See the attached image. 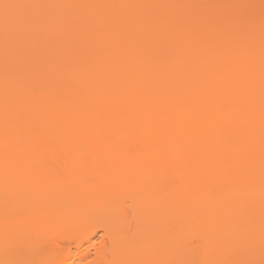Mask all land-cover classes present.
<instances>
[{
  "label": "bare ground",
  "instance_id": "bare-ground-1",
  "mask_svg": "<svg viewBox=\"0 0 264 264\" xmlns=\"http://www.w3.org/2000/svg\"><path fill=\"white\" fill-rule=\"evenodd\" d=\"M262 112L264 0H0V157L47 165L2 177L0 264L59 254L91 223L117 236L105 264H258Z\"/></svg>",
  "mask_w": 264,
  "mask_h": 264
},
{
  "label": "rangeland",
  "instance_id": "rangeland-1",
  "mask_svg": "<svg viewBox=\"0 0 264 264\" xmlns=\"http://www.w3.org/2000/svg\"><path fill=\"white\" fill-rule=\"evenodd\" d=\"M21 160V159H20ZM69 163V162H68ZM51 164H53V163H51ZM46 164H39V163H34V164H31V163H29V162H26V161H20V162H8V160H6V159H4V158H1L0 157V200H1V202L3 201V197H2V195L4 194L3 193V190L5 189V187H3L4 186V180H6V175L9 173V172H11V171H32V170H34L35 169V171H43V167L45 166ZM56 165V164H55ZM66 165H68V166H65V167H69V168H71V166H72V164H66ZM47 166V165H46ZM52 166V165H51ZM63 166V165H62ZM89 167H92V168H95V169H98V170H100L101 172H106V170L108 169V168H114L115 166H112V163L111 162H105V163H96L95 165H92V164H89ZM68 168V169H69ZM2 177L4 178V180L2 179ZM38 182V181H37ZM18 181H14V182H12V183H10V185H9V188L11 189V190H13V189H17V186H19L18 185ZM28 186H30L34 191L36 190V183H34V182H32V181H30V182H27L26 183ZM7 185H8V183H7ZM23 186V185H22ZM14 187H16V188H14ZM8 188V189H9ZM21 188V187H20ZM7 189V190H8ZM71 189V188H70ZM75 189V188H74ZM23 190V189H22ZM27 190V189H26ZM73 190V189H72ZM14 191V190H13ZM31 191V190H30ZM67 191V190H66ZM20 192V191H19ZM27 192V191H26ZM68 192V191H67ZM3 193V194H2ZM16 193H17V191H16ZM21 193V192H20ZM35 193V192H34ZM67 194V193H66ZM18 195V194H17ZM16 195V196H17ZM27 195V194H26ZM63 195V194H62ZM62 195H59L60 197L62 196ZM19 196V195H18ZM30 196V195H29ZM32 196V195H31ZM35 196V195H34ZM71 196V195H70ZM6 197V196H5ZM10 197H13V196H10ZM9 197V198H10ZM63 197H65V196H63ZM104 197V196H103ZM54 198V197H53ZM106 198V197H105ZM29 199H31V198H29ZM39 199V198H38ZM37 199V200H38ZM44 199V198H43ZM63 199H65V198H63ZM103 199V198H102ZM108 198H106V200H107ZM33 200V199H32ZM35 200V199H34ZM53 200V199H52ZM61 200V199H60ZM70 200V199H69ZM106 200H105V203H104V207H101L102 209L103 208H105V210L106 209H108L109 208V206H110V200H107V202H106ZM27 201H28V199H27ZM36 201V200H35ZM29 202H31V201H29ZM49 202V201H48ZM62 202V201H61ZM64 202V201H63ZM65 202H66V199H65ZM70 202V201H69ZM98 202V201H97ZM104 202V201H103ZM42 203H44V202H42ZM68 203V202H67ZM70 203H72V202H70ZM78 203V202H77ZM126 203V202H125ZM27 204H29V203H27ZM39 204H41V202H39ZM55 203H53V205H54ZM58 204V203H57ZM94 204V203H93ZM128 204H129V202H128ZM127 204V205H128ZM35 205H36V203H35ZM42 205V204H41ZM64 205H65V203H64ZM76 205V204H75ZM75 205H73V206H75ZM80 205V204H79ZM79 205H78V209H79ZM90 205V204H89ZM100 205V204H99ZM130 205V204H129ZM31 206V205H30ZM70 206V205H69ZM108 206V207H107ZM35 207V206H34ZM38 207V206H37ZM77 207V206H76ZM75 207V208H76ZM81 207V206H80ZM97 207V206H96ZM127 207V206H126ZM29 208H31V207H29ZM40 208V207H39ZM44 208H45V206H44ZM51 208V207H50ZM92 208V207H91ZM90 208V209H91ZM81 209H82V207H81ZM86 209V208H85ZM28 210V209H27ZM35 210H37V209H35ZM41 210V212H42V209H40ZM65 210V209H64ZM92 210H93V208H92ZM81 211V210H80ZM129 211H130V209H129ZM91 212V211H90ZM89 212V213H90ZM88 213V212H87ZM92 213V212H91ZM80 214V213H79ZM93 214V213H92ZM130 214V213H129ZM85 215V214H84ZM96 215V214H95ZM95 215H94V217H95ZM250 215V214H249ZM249 215H246V216H249ZM251 216H252V214H251ZM89 217V216H88ZM97 217V216H96ZM95 217V218H96ZM108 217V216H107ZM253 217H254V215H253ZM5 218V223L7 224V223H9V219L7 218L6 219V217H4ZM53 218V217H52ZM100 218H101V216H100ZM243 218V217H242ZM247 218V217H246ZM252 217H250V219H251ZM99 219V218H98ZM107 219V218H106ZM109 219V218H108ZM249 219V220H250ZM254 219H255V217H254ZM257 219V218H256ZM3 220V219H2ZM2 220H0V221H2ZM92 220V219H91ZM248 220V221H249ZM99 221V220H98ZM97 221V222H98ZM256 221V220H255ZM254 221V222H255ZM50 222H51V219H50ZM91 222V221H90ZM108 222L109 223H112V222H110L109 220H108ZM12 223V222H11ZM93 223H95V221L93 220ZM106 223V222H105ZM250 223H251V221H250ZM5 224V225H6ZM254 224V223H253ZM252 224V225H253ZM255 224H257V223H255ZM1 225V224H0ZM3 225V224H2ZM10 225V224H9ZM12 225V224H11ZM108 225V224H107ZM258 225V224H257ZM256 225V226H257ZM111 226V225H110ZM113 226V225H112ZM111 226V228H114V227H112ZM254 226V225H253ZM2 227V226H1ZM83 227V226H82ZM101 227H106V225H104V223H103V225L101 224V226H100V228L98 227V223H96V224H90V225H88V229H82L81 231H79V233H80V237H78L77 238V241H79L80 242V244H81V247H80V250L78 249L79 248V246H78V244H79V242L77 243V242H74V244L75 245H77L76 247L77 248H74V244H73V246H72V243L73 242H71L70 244H66V246H70V249H69V247L68 248H66V249H64L63 251H61V253H59V254H54L55 253V251H53V254H44V255H42L41 257H39V258H37V259H35L34 261H33V264H61V262H65V264H88V262H91V264H98L99 262H101L102 264H105L107 261H109L110 259H109V257H108V255H106V258H107V260L106 261H104L102 258H101V255H99V254H101L102 253V251H104V253L105 252H107V250L109 251V249L108 248H112L115 244L113 243L112 244V242H114V238L116 239V237H113L112 236V238H109V232L107 231V229L106 230H104V229H101ZM252 227V226H251ZM86 228V227H85ZM110 228V229H111ZM193 228H194V226H193ZM196 228V227H195ZM250 228V227H249ZM49 229H51V228H49ZM89 229H91V230H89ZM92 229L94 230V231H92ZM197 229V228H196ZM9 230V229H8ZM113 230V229H112ZM115 230V229H114ZM198 230V234H200V233H202L203 232V229L202 228H200V229H197ZM205 230V229H204ZM255 230V229H254ZM50 231V230H49ZM116 231V230H115ZM114 231V232H115ZM185 231V230H184ZM196 231V230H195ZM194 231V232H195ZM215 231V237H216V239L217 240H221V241H224L225 240V238L226 237H229L233 232H232V230H230V231H227V232H223V234H222V231L220 232L218 229H216V230H214ZM234 231V230H233ZM251 231H252V229H251ZM47 232V231H46ZM51 232V231H50ZM56 232V231H55ZM55 232H53V233H51V234H53V235H55L56 233ZM197 232V231H196ZM235 232V231H234ZM188 236H187V238H186V240L187 241H189L190 240V238H191V236H192V228H188ZM207 233V232H206ZM212 233V232H211ZM50 234V233H49ZM111 234V233H110ZM112 234H115V235H117V231L115 232V233H112ZM184 234V233H183ZM183 234H181L180 233V235H179V233H178V235H179V237H182L183 238ZM196 234V233H195ZM204 234V233H203ZM193 235H194V233H193ZM213 235V234H212ZM235 235V234H234ZM51 236V235H50ZM185 236V235H184ZM198 235H196V240H199L200 238H199V236L197 237ZM201 236V235H200ZM52 237V236H51ZM193 237V236H192ZM211 237H213V236H211ZM185 238V237H184ZM195 238V237H194ZM79 239V240H78ZM112 239V240H111ZM213 239H215V238H213ZM230 239H231V237H230ZM111 241V242H110ZM200 241V240H199ZM214 242H215V240H213ZM212 241V242H213ZM225 241H228V240H225ZM230 241V240H229ZM186 242V241H185ZM191 242V241H190ZM211 242V241H210ZM218 241H216V245L219 243H217ZM111 245H110V244ZM208 243V242H207ZM186 244H188V242H186V243H182V244H176L175 245V252H176V254L178 255L177 256V258H176V261L175 262H177L178 260H179V258H180V256H181V253H183L185 250H187V249H183V250H177V247L178 246H181V245H185L186 246ZM221 244V242L219 243V245ZM225 243H223V245H224ZM91 245V246H90ZM189 245V244H188ZM191 245H192V243H191ZM190 245V246H191ZM202 245V244H201ZM205 245V244H204ZM208 245H209V243H208ZM215 245V244H214ZM210 246V250H213L214 248H216V247H218V246ZM62 246V245H61ZM83 246V247H82ZM101 246H104V248H107V249H104V250H102L100 253L97 251V249H99ZM109 246V247H108ZM206 246V245H205ZM221 246V245H220ZM227 246V245H226ZM63 247H64V244H63ZM72 247V248H71ZM125 247H127V246H125ZM130 247H132V246H130ZM132 248H134V249H136L134 246L132 247ZM204 248V247H203ZM208 248V247H207ZM228 248V247H227ZM226 248V249H227ZM261 248V247H260ZM101 249V248H100ZM181 249V248H180ZM194 249V247L193 246H191V248H190V252H188L189 254L191 253V251ZM197 249V248H196ZM200 249V248H199ZM217 249V248H216ZM226 249H224V250H226ZM68 250H70V252H68ZM205 250L207 251L208 249H206L205 248ZM243 250V249H242ZM58 251V250H57ZM56 251V252H57ZM59 251H60V248H59ZM84 251H88L89 252V257H88V259H86V261H83V260H81L80 259V257H81V254H83L84 253ZM130 251V250H129ZM199 251V250H198ZM220 251H222V248H220L219 249V251H217V252H220ZM235 251V250H234ZM233 251V252H234ZM241 251V250H240ZM98 252V253H97ZM200 252V251H199ZM203 252H205V251H203ZM210 252V251H209ZM212 252H214V251H212ZM231 252V251H230ZM195 253V252H194ZM97 254V255H96ZM103 254V253H102ZM193 253H191V255H192ZM207 254H209V253H206V255ZM193 256V255H192ZM222 255H220V256H215V257H212L211 259L214 261V260H217V259H219L220 257H221ZM206 257V256H205ZM207 257H209V256H207ZM200 258H202V257H200ZM225 258V257H224ZM125 259V258H124ZM207 259H209V258H207ZM94 260H97V262H95L94 263ZM99 260V261H98ZM182 260V259H181ZM196 260V259H195ZM201 260H203V259H201ZM220 260H221V258H220ZM92 261H93V263H92ZM191 261V260H190ZM189 262V261H188ZM180 263H182V262H180ZM100 264V263H99Z\"/></svg>",
  "mask_w": 264,
  "mask_h": 264
},
{
  "label": "snow or ice",
  "instance_id": "snow-or-ice-1",
  "mask_svg": "<svg viewBox=\"0 0 264 264\" xmlns=\"http://www.w3.org/2000/svg\"><path fill=\"white\" fill-rule=\"evenodd\" d=\"M5 9L7 10L9 7H12L10 5H4ZM262 119H264V112H262ZM34 134L39 139V130L35 129ZM262 148H264V145H262ZM82 162L86 163L85 159H82ZM184 166H187V163H185ZM38 210V209H37ZM127 237V234L125 236ZM192 246L194 248H200L201 243L199 240L194 239L192 241ZM5 264H33L31 261H10L5 262ZM61 264H65V262H61ZM88 264H91V262H88ZM123 264H172V262L168 261H152V260H138V259H132L124 261ZM188 264H257L254 260H223V261H208V260H193L188 262ZM258 264H264V259H261Z\"/></svg>",
  "mask_w": 264,
  "mask_h": 264
}]
</instances>
